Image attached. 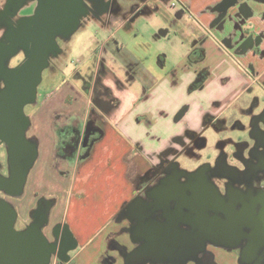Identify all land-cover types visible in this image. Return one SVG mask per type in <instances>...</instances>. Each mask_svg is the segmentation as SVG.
<instances>
[{"label": "crops", "instance_id": "0c3cea01", "mask_svg": "<svg viewBox=\"0 0 264 264\" xmlns=\"http://www.w3.org/2000/svg\"><path fill=\"white\" fill-rule=\"evenodd\" d=\"M43 1L0 0L4 72L26 58L25 26ZM60 15V26L73 28L56 45L80 28L89 44L71 79L30 103V161L12 207L29 219L24 231L36 226L56 242L46 264H250L236 247L208 242L186 253L160 245L157 233L169 222L180 227L170 212L179 194H162L171 185L201 174L223 198L221 168L261 179L264 0H66ZM64 52L58 46L52 65L48 56V79L67 74ZM221 146L235 151L244 174L224 154L199 161L197 153Z\"/></svg>", "mask_w": 264, "mask_h": 264}, {"label": "water", "instance_id": "95a60500", "mask_svg": "<svg viewBox=\"0 0 264 264\" xmlns=\"http://www.w3.org/2000/svg\"><path fill=\"white\" fill-rule=\"evenodd\" d=\"M57 9L58 6H54L49 11L43 9L37 14L35 25L32 28L28 55L21 65L7 73L6 86L0 92V139L9 147L13 168L11 178H4L0 175V190L17 193L22 189L25 181L21 159L27 146L25 131L28 120L24 114V105L36 96L37 86L48 61L49 50L55 43L56 31L61 25L60 22L66 19V16H57ZM196 197L198 198V196ZM200 197L203 198L202 202L215 204L220 208L225 205L218 189L210 184L202 189ZM258 199L263 206L258 214L255 209L252 211L257 241L252 248V258L258 250L264 247V193ZM199 201L201 202L200 198ZM193 202L195 201L193 200ZM219 207L214 209L219 211ZM232 211H234L233 207ZM196 213L197 215L203 213L204 219L201 221L200 217V225L191 224L190 230L178 227L176 222H169L160 226L161 229L157 233L160 245L166 247L168 244H174L183 247L187 238L196 241L197 236H201L202 228L210 233L218 231L221 224L220 219L217 217L209 218L204 212V208L197 210ZM15 219L16 214L13 209L7 203L1 202L0 264L48 263L54 247L47 242L36 226L24 232L16 231L14 228Z\"/></svg>", "mask_w": 264, "mask_h": 264}, {"label": "flooded vegetation", "instance_id": "af4514ba", "mask_svg": "<svg viewBox=\"0 0 264 264\" xmlns=\"http://www.w3.org/2000/svg\"><path fill=\"white\" fill-rule=\"evenodd\" d=\"M60 3H64V1L44 0L43 4H45V6L41 8L40 12L43 11V9H47V11H49L50 9H53L54 6L56 7L60 5ZM35 22H36V17L32 19L25 26L24 37L27 43L28 52L31 44L32 28L35 25ZM68 24L66 23L57 29L55 38L58 36L59 32L62 31L63 28L65 30L68 29L71 30V28H73V25L71 24L68 25ZM55 46H56V39H55V43L49 50V55L51 51L55 48ZM14 69L15 68L4 72V86L0 90V92L6 86L7 73ZM38 86L36 90V95L38 91ZM35 99L36 96L32 101L24 105V114L26 117L27 115L25 112V108L27 105L34 102ZM25 138H26V131H25ZM27 150H28V141L21 159L24 172H25V162L23 160ZM259 168L264 170V161L260 163ZM221 172L224 175H226L221 189L223 191L222 197L225 202L223 208H220L215 204H209L207 202H203L201 204H196L195 202H193L194 194H196L197 190L201 187L202 189L204 188L203 183L200 180L201 174L194 175L197 177V180L195 182L189 181L186 178L184 179L183 185H180L179 187L178 186L176 187V185L174 186L171 185L168 189H164L162 191L163 192L162 194H164V196L167 198H170V196L174 195V193L179 194L178 199L176 198L175 206L170 212L171 215L176 217V219L180 222L179 225L184 230H190L191 224L197 223L200 225L201 224L200 217H201V221L202 219H204L203 213L196 215L194 211V209H196L198 206L202 207L201 209L204 208V211L207 213L209 218L217 217L218 219H220L221 224L219 225L217 232L210 233L209 231L202 228L201 236H197L196 241L187 238V242L183 246V249L186 253H190L194 250H199L200 248L203 249L204 246L208 244V242H217L227 246L229 245L241 249V255L243 256L242 259L244 261L250 262V264H264V247L258 250L253 258L251 257L253 252L252 248L257 242L256 228L253 225L254 219H252V211L255 209L257 214L260 212L263 204L259 203L258 197L264 193V189L259 193L255 192V189L253 188L254 186L252 184L246 181L238 180L236 176V172L231 169L221 168ZM12 174H13V168L11 164L9 147L6 143L2 142L0 139V175L3 176L4 178H11ZM25 176H26V172H25ZM260 182L262 183V181ZM238 184L244 186V188L238 186ZM0 191H2L3 193L9 192L11 194H14L9 190H0ZM162 205H163V201H162ZM218 207L220 208L219 212H214L213 211L215 210L214 208H218ZM232 207L234 208V211H232ZM53 247H54L53 253L55 252L57 253L58 251L57 247L56 246Z\"/></svg>", "mask_w": 264, "mask_h": 264}, {"label": "rangeland", "instance_id": "374dc122", "mask_svg": "<svg viewBox=\"0 0 264 264\" xmlns=\"http://www.w3.org/2000/svg\"><path fill=\"white\" fill-rule=\"evenodd\" d=\"M21 30V28H20ZM85 28H80L79 30H75L73 32H71L70 36L68 39H66L65 41H62L61 39L59 40V38H57V45L55 46V48L51 51L50 53V58H49V63L50 65L53 64V61L55 59L54 54L56 53L58 46L65 50L64 52V56L62 57L65 62L68 65V72L65 76L62 75L61 72L59 73H55L53 75L52 79H48V71H43L42 73V77H41V83L38 86V97L41 98V92L42 91H46L47 93H53L55 90L58 89V86L62 85L63 80L66 79H71L73 71L76 69L77 67V62L79 61V53L82 49H84V47L88 46V35L89 33L85 32V37L82 36V33H84ZM18 39H20L18 37ZM17 39V40H18ZM17 43H20V45H22V41L20 42V40H18ZM2 52H0L1 59H3V55L5 56L6 54L3 53V51L5 53H7V50H0ZM8 55V54H7ZM25 60V58H20L19 56L12 62V67L13 68H17L19 65L22 64V62ZM50 67H48L49 70ZM86 77L90 75L89 71H87L85 73ZM0 78H1V86L3 87V83H4V69L3 66H0ZM87 78H85L86 80ZM84 80V81H85ZM86 82H88V80H86ZM45 92V93H46ZM66 92V91H64ZM31 109V105H27L25 108V112L26 114L29 112V110ZM243 133V132H242ZM26 137H27V133H26ZM31 148L29 149V152ZM264 149L261 150V152L259 153L260 155H262L264 152H262ZM192 151V150H191ZM222 154L225 155L226 160L228 162V164L233 165L236 170L238 172H240V174H244L246 171V167L245 164H243L237 157V154L235 153L234 150H232L230 147H226V146H221L218 148H212L209 151H206L204 153H197V155L200 157L199 161H204L207 160L206 158H210L212 162L215 161L216 157L221 156ZM189 155H192L190 152L187 154H184L183 156H181L178 159V162L183 163V161L189 157ZM30 158V153H28V151H26L25 153V157H24V162L25 164H28V160ZM30 161V160H29ZM260 178H256L252 175H250V178H248V182L250 184H252L255 189V192H261L264 189V172L260 173ZM215 181H218V179H214ZM262 181V183L260 182ZM238 186L244 188V186L238 184ZM22 192H17L14 194H11L9 192H2L0 191V203L1 202H5L7 203L11 208H15V206L18 204L19 202V196ZM12 208V209H13ZM14 210V209H13ZM42 214H45V211H42ZM43 219H45V217H43ZM29 221V219H28ZM28 221H26L25 219H23L21 216H18V218L16 219L15 223H14V228L16 231L18 232H24V230L26 229L27 225H28ZM56 245V242L53 241V246ZM56 252L52 254L50 261H55L56 259Z\"/></svg>", "mask_w": 264, "mask_h": 264}]
</instances>
